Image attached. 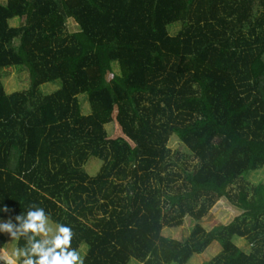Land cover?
Segmentation results:
<instances>
[{"label": "trees", "instance_id": "obj_1", "mask_svg": "<svg viewBox=\"0 0 264 264\" xmlns=\"http://www.w3.org/2000/svg\"><path fill=\"white\" fill-rule=\"evenodd\" d=\"M14 67L29 88L8 94L0 77V220L43 209L87 247L82 264H187L214 242L205 264H264V181L246 183L264 168V0H6L0 70ZM221 201L239 215L206 232ZM186 217L185 241L163 236Z\"/></svg>", "mask_w": 264, "mask_h": 264}, {"label": "rangeland", "instance_id": "obj_2", "mask_svg": "<svg viewBox=\"0 0 264 264\" xmlns=\"http://www.w3.org/2000/svg\"><path fill=\"white\" fill-rule=\"evenodd\" d=\"M0 2L4 4L6 0H0ZM9 24L12 27H17L20 23L17 19H13L9 22ZM180 28H181L180 23H174L170 25L167 28V30L170 36H174L179 31ZM66 29L69 33H76L79 31L78 25H76L72 19H68L66 21ZM20 70H22L20 67L5 68L0 70V77L3 82L6 93L11 94L13 92H22L28 90L29 88L28 72L25 69L23 71ZM113 70L116 74H119V68L117 64H113ZM59 88H60V82L56 81L54 83H47L40 86L38 91L42 96H47L54 93ZM78 100L79 103L81 104V113L85 116L89 115L91 113V110L86 96L80 95L78 96ZM105 130L108 135H111L113 132V124L106 125ZM168 147L172 151L180 152L182 156H185L190 159V154L185 149V147L178 141L176 136H172L170 138ZM187 161L192 165H195L197 163L196 161H192V160H187ZM101 165L102 162L100 160L92 159L84 166V171L90 177H93L98 173ZM263 181H264V168L250 173L246 179V183H248L249 185H257ZM238 215L239 213L234 208L229 206L226 202L221 201L213 208L211 214L205 219H203L202 222H200L199 224L204 228L206 232H210L219 223L228 224ZM4 223L12 224L8 219H1L0 224H4ZM50 223L53 227L56 225L51 221ZM196 224L197 222L194 219H192L191 217H186L184 219V223L182 226L177 228H164L162 234L166 238L183 242L189 237L190 233L192 232ZM13 228L15 230V228L17 227L13 225ZM1 234H3L6 239L4 248L10 250L12 244L17 245L18 240L11 239V237L7 233H1ZM232 242L237 247L241 248L244 252L248 253L250 251V247L245 239L234 237L232 239ZM86 251H87L86 246H82L79 249L78 254L80 256V260L83 259V257L86 254ZM220 252H221L220 244L218 242H214L206 249L204 253L200 255H194L187 264L208 263L214 257H216ZM128 264H141V263L132 259Z\"/></svg>", "mask_w": 264, "mask_h": 264}, {"label": "clouds", "instance_id": "obj_3", "mask_svg": "<svg viewBox=\"0 0 264 264\" xmlns=\"http://www.w3.org/2000/svg\"><path fill=\"white\" fill-rule=\"evenodd\" d=\"M17 221L19 227L15 230L10 223L0 224V233L9 234L13 240L25 237L26 244H12L10 250L0 248V264H82L79 254L71 248V229L60 224L53 227L43 209L20 215Z\"/></svg>", "mask_w": 264, "mask_h": 264}]
</instances>
